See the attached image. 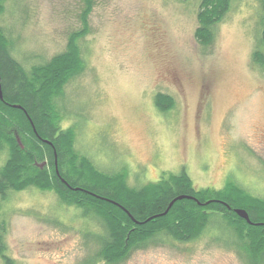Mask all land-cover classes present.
I'll return each mask as SVG.
<instances>
[{
  "label": "rangeland",
  "instance_id": "374dc122",
  "mask_svg": "<svg viewBox=\"0 0 264 264\" xmlns=\"http://www.w3.org/2000/svg\"><path fill=\"white\" fill-rule=\"evenodd\" d=\"M198 3L93 0L78 40L85 68L59 100L62 126L77 124L75 148L101 170L126 171L131 186L185 170L195 188L232 180L264 199V70L252 60L259 2L232 0L207 45L194 36ZM83 8L84 0H6L0 29L12 56L28 68L63 51ZM158 92L173 106L159 110ZM1 218L13 264H84L97 246L82 233L101 230L33 186L0 200ZM224 230L211 224L187 242L159 234L116 264H246Z\"/></svg>",
  "mask_w": 264,
  "mask_h": 264
},
{
  "label": "trees",
  "instance_id": "16d2710c",
  "mask_svg": "<svg viewBox=\"0 0 264 264\" xmlns=\"http://www.w3.org/2000/svg\"><path fill=\"white\" fill-rule=\"evenodd\" d=\"M5 1L0 0V14ZM231 1L199 0L194 31L199 43L212 41L213 27ZM258 2L260 30L252 60L264 70V0ZM92 7L93 0H84L81 28L68 35L63 51L28 68L12 56L9 40L0 29V155H5L0 165V200H6L11 191L33 186L54 191L60 203L80 209L86 220L95 218L100 232L85 229L82 233L86 243L97 246L84 258V264H116L159 234L191 241L211 224L233 233L232 244L240 248L246 264H263V198L251 195L232 180L220 188H195L185 170L131 186L126 171L101 170L75 148L77 124L62 126L65 106L59 100L68 82L85 68L78 40L88 32L87 15ZM154 102L159 110L173 106L172 98L160 92ZM179 195L191 197L175 199L169 206ZM236 208L244 209L250 222L240 217ZM0 258L4 264H13L4 218L0 219Z\"/></svg>",
  "mask_w": 264,
  "mask_h": 264
},
{
  "label": "water",
  "instance_id": "95a60500",
  "mask_svg": "<svg viewBox=\"0 0 264 264\" xmlns=\"http://www.w3.org/2000/svg\"><path fill=\"white\" fill-rule=\"evenodd\" d=\"M2 98H3V96H2L1 86H0V99H2ZM13 106L20 107L19 105H13ZM17 140H19V139L17 138ZM46 141H47V140H46ZM47 142H49V141H47ZM54 157H55V163H56V154H55V151H54ZM55 171H56V173L58 174V170H57L56 165H55ZM60 179H61V181L66 182L65 179H64L63 177H60ZM183 197H191V196L179 195V196H177L176 198H174V199L170 202L169 206L175 201V199H181V198H183ZM234 211H235L240 217L244 218L247 222H250V219H249V217H248V214H247V212H246L244 209H242V208H236V209H234ZM148 219H149V218H148ZM148 219H147V220H148Z\"/></svg>",
  "mask_w": 264,
  "mask_h": 264
}]
</instances>
